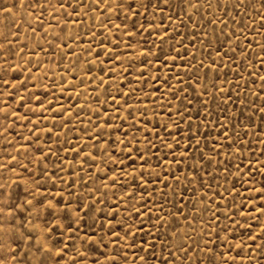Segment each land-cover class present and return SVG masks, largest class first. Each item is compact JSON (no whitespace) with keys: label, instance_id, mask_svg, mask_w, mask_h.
Wrapping results in <instances>:
<instances>
[{"label":"rangeland","instance_id":"374dc122","mask_svg":"<svg viewBox=\"0 0 264 264\" xmlns=\"http://www.w3.org/2000/svg\"><path fill=\"white\" fill-rule=\"evenodd\" d=\"M156 2L159 10L145 14L134 0L123 9L120 0L99 7L64 0L63 8L58 0H0V165H8L0 167V185L10 201L32 202L17 223L44 232L49 264H72L74 256L78 264H112L105 255L118 253V264H264V201L257 198L264 189V0ZM133 24L145 28L129 48ZM129 139L148 156V184L126 175L140 164L135 152L124 159ZM109 145L125 173L115 172L116 184V165L100 159ZM66 203L104 215L94 223L81 213L65 231L69 221L53 206ZM109 220L121 237L130 228L135 237L90 244L83 259L73 231L82 237L101 224L106 231ZM217 233L235 247L221 248ZM141 241L151 247L141 250ZM61 245H68L63 256ZM31 260L26 249L6 264Z\"/></svg>","mask_w":264,"mask_h":264},{"label":"snow or ice","instance_id":"6c2138e0","mask_svg":"<svg viewBox=\"0 0 264 264\" xmlns=\"http://www.w3.org/2000/svg\"><path fill=\"white\" fill-rule=\"evenodd\" d=\"M102 0H95L96 6L99 7ZM136 9L140 10L142 9L143 12L146 14L150 10V8L159 10V3L156 2V0H134ZM58 3L60 4V7H65L64 0H58ZM163 3L167 4L168 0H163ZM17 5H13V7H16ZM23 6V5H19ZM68 6H71V0H69ZM125 6V0H120V3L117 5V7L123 9ZM261 8H264V3H261L259 5ZM36 7H43L42 4L37 3ZM105 8L110 9L111 5L105 2ZM4 11L11 14V8L3 9ZM128 11L131 12L132 16H136L138 14V11H133L132 6L128 5ZM37 19H40V17H37ZM262 20H264V16L261 17ZM154 27L153 24H149L148 28L149 31ZM145 26L143 24L135 25L133 24L132 28H130L125 34L129 36V41L127 46L129 48L135 47L131 43V37L134 35H137L141 33L144 30ZM2 35V34H0ZM162 38V37H161ZM3 47V44H0V48ZM153 47H156L154 44ZM142 56H151L152 53L147 48H142L141 53ZM105 55L107 56V50L105 51ZM117 59H119V54H117ZM111 62V61H110ZM201 66H203V62H200ZM209 68L214 69L218 72V68L215 61L209 62ZM103 71V69H102ZM5 84H8V81H4ZM101 83H103V80L101 79ZM261 91L264 92V86H262ZM21 100H23V97H20ZM115 98H113L114 100ZM118 111V109H117ZM205 111H207V104H205ZM262 113H264V107H261L259 109ZM179 114V113H178ZM143 116V113H141ZM135 119V117H133ZM189 119L191 120V115L189 116ZM150 123V121H149ZM7 131V129H6ZM159 134H157L158 136ZM97 140H99V135L95 137ZM227 138V137H226ZM22 140H28L27 137H21ZM146 139V138H145ZM37 140H39V137H37ZM116 143H124V141H121L119 138H117ZM30 144V142H29ZM132 144V140L129 139L126 142V145L128 147V151L126 154H124V159L128 160L129 157L132 156L133 152L136 153L135 160L140 161L138 169L128 172L126 175L134 176V178L138 177L140 181H142L144 184H148L149 181L144 178V165L149 163L148 156L145 151H139L137 148L130 147ZM30 146H32L30 144ZM166 147L171 148V145L165 144ZM24 145H21V148H24ZM35 148V151L39 154L40 157H44V151L39 145L32 146ZM112 147L109 145L108 147L103 149V153L100 156V159L103 160L104 156L108 157V160L113 164L116 165L115 170L113 171V177H112V183L116 184L118 182V177L115 175L116 171H119L121 175H125V173L122 171V167L120 164V161L117 160L115 155H111L109 153V148ZM50 151V150H49ZM123 151V150H122ZM236 152H240V148L236 149ZM88 155L91 157V153H88ZM8 159L11 160H17L15 156H9ZM29 163H33L32 160H29ZM171 163V162H168ZM249 164H251V161H249ZM0 167H8L7 164L0 165ZM26 167V166H25ZM55 167V165H53ZM239 171V168H237ZM46 171V170H45ZM105 173L109 171L108 168H105ZM148 175L151 176V171H148ZM51 179L52 177H48ZM173 179H178V177H175L173 175ZM193 179H195V174L193 173ZM107 187V185H104ZM167 186V185H166ZM131 195V194H129ZM151 195V194H149ZM261 201H264V189L261 190V193L257 197ZM51 204V201L48 202ZM60 202H58L59 204ZM32 204L31 201H24L23 203H16L15 201L9 200V194L7 192L5 185H0V264H6L8 256L11 255L13 259H15L16 256H23L25 253V250L28 249L32 251L33 253V260L31 261H25L24 264H49L48 257L53 253V249L46 243L42 242V237L44 232L43 231H36L35 226H31L28 229L24 228V222L21 221L19 224L17 223V214L21 213L23 211H26V206H30ZM55 208V211L57 214L63 213L67 220L69 221L68 228L65 229V231H68V229H71L72 225H78L81 221V213H83L85 216H88L92 221L95 223L102 219L104 214H101V216H96L94 214V209L90 207L88 204H77L73 206L71 203L63 204L62 207L53 206ZM179 211L183 212V209H180ZM259 211L264 213V207L260 208ZM137 215H139V210L136 209ZM158 219H163V217H159ZM188 217L185 216L184 220H187ZM213 219H215V214H213ZM59 227H63V225H58ZM155 227V226H154ZM249 228H251V225H248ZM48 232L51 231V229H47ZM227 231V230H225ZM103 233V234H101ZM135 232L130 228L125 234L124 237H121L111 226V220H109L107 230L105 231V226L101 224V227L94 233L84 232L82 237H76L75 231H73V237L76 239H79L82 241V246L85 248V252L83 255V259H87L88 256V246L90 244H94L96 247L103 248L104 242L107 239L108 243L110 244H117L120 240H127L128 238H134ZM175 231L172 233V235H175ZM261 236L264 238V225L261 226ZM217 239L220 241V247H228L229 250L232 247H235V245H228V239L229 237L227 235L220 236L219 233H217ZM253 240H255V237H252ZM71 240V238H70ZM135 244V240L133 239V245ZM147 244L145 241H141V250H143V247ZM117 246H119L117 244ZM126 247H131V245H125ZM148 247H151L150 244H147ZM246 246V245H245ZM68 248V245H61L56 248V253L63 256V254L66 252V249ZM19 249V250H18ZM94 251V249H92ZM208 251H211L209 248ZM77 255H79V252L77 251ZM120 258V254L118 253L116 256L109 257L107 254L105 255V260H111L112 264H118ZM140 260H144V257H138ZM125 262L127 261V256H124ZM17 264H20L19 261H17ZM72 264H78L76 257H72ZM158 264V262H157ZM164 264H168V261L165 260ZM212 264H216L215 261H212Z\"/></svg>","mask_w":264,"mask_h":264},{"label":"bare ground","instance_id":"6f19581e","mask_svg":"<svg viewBox=\"0 0 264 264\" xmlns=\"http://www.w3.org/2000/svg\"><path fill=\"white\" fill-rule=\"evenodd\" d=\"M96 4V3H95ZM56 12V11H55ZM25 13V12H24ZM91 13V11H90ZM107 14V13H106ZM111 14V13H110ZM27 19V18H26ZM101 19V18H100ZM43 32V31H42ZM57 37V36H56ZM65 40V39H64ZM24 41V40H23ZM87 44V43H86ZM77 63V62H76ZM80 81V80H79ZM57 83V82H56ZM94 84V83H93ZM92 88V87H91ZM70 94V93H69ZM43 110V109H42Z\"/></svg>","mask_w":264,"mask_h":264}]
</instances>
